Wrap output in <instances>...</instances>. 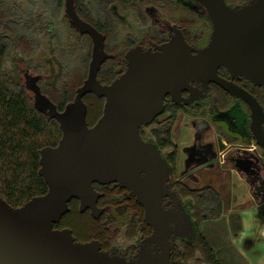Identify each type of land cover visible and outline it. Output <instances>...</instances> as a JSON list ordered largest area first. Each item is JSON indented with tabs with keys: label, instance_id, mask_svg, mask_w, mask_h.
Returning a JSON list of instances; mask_svg holds the SVG:
<instances>
[{
	"label": "flooded vegetation",
	"instance_id": "obj_1",
	"mask_svg": "<svg viewBox=\"0 0 264 264\" xmlns=\"http://www.w3.org/2000/svg\"><path fill=\"white\" fill-rule=\"evenodd\" d=\"M73 8L80 20L103 35L109 56L101 69L114 59L122 73L128 67L126 55L135 47L154 50L181 32L189 45L203 48L213 30V22L195 0H73ZM132 41L139 42L130 45ZM92 48L91 35L73 24L68 0H0V67H26L31 75H40L41 87L43 76L34 73L35 67H84L87 51L89 68ZM218 75L248 91L264 111L259 94L264 86L245 77L232 78L224 67ZM259 120L248 102L218 83L192 81L179 97L167 94L162 112L140 127L142 139L158 150L166 164L164 209H174L173 196H177L193 222L192 237H169L171 257L178 264H209L196 249L202 242L213 247L207 236L210 226L241 230L248 210L252 211L251 218L247 214L249 229L264 236V146L254 134ZM236 184L245 187L244 195L237 194ZM94 190L100 216L79 209L89 212L101 227L87 241L97 240L102 250L127 259L136 257L142 241L153 232L144 207L118 182H95ZM255 238L256 234L243 238L242 247L251 250ZM194 251L200 256L196 258ZM224 253L223 261L228 258Z\"/></svg>",
	"mask_w": 264,
	"mask_h": 264
},
{
	"label": "water",
	"instance_id": "obj_2",
	"mask_svg": "<svg viewBox=\"0 0 264 264\" xmlns=\"http://www.w3.org/2000/svg\"><path fill=\"white\" fill-rule=\"evenodd\" d=\"M195 1L213 22L205 47L189 45L181 32L154 50L135 47L126 55L125 72L103 84L98 72L109 56L103 35L80 20L73 0H68L73 24L92 37L88 74L74 100L60 111L42 92L40 75L25 72V86L34 94L35 108L59 122L62 136L56 146L40 150L39 174L48 187L44 195L20 207L0 196V264H178L171 257L169 237H192L193 222L172 193L175 208L164 209L166 164L158 150L142 139L140 127L162 112L167 94L179 97L192 81L216 82L242 97L251 105L253 115L260 116L254 134L264 146L261 104L248 91L218 75L224 67L232 78L241 76L264 86V0L236 6L226 0ZM89 93L105 99L102 116L93 126L86 119L84 96ZM95 182L125 185L144 207L153 232L142 241L136 257L127 259L104 251L97 240L77 241L70 228H54L70 211L73 199L79 201L81 212L90 209L94 217L100 216Z\"/></svg>",
	"mask_w": 264,
	"mask_h": 264
},
{
	"label": "trees",
	"instance_id": "obj_3",
	"mask_svg": "<svg viewBox=\"0 0 264 264\" xmlns=\"http://www.w3.org/2000/svg\"><path fill=\"white\" fill-rule=\"evenodd\" d=\"M226 1L236 6L250 0ZM137 42L132 41L130 45ZM89 59L90 52L84 51V67H40L39 73L44 75L42 92L57 105L58 110L62 111L74 100L77 88L87 77ZM107 63L98 73V79L103 84H108L123 71L119 61L113 59ZM259 94L264 103V92ZM32 96L33 93L22 85L19 71L15 69L8 73L5 67H0V196L13 207H20L47 192V184L39 174L40 150L56 146L62 136L59 122L39 112ZM84 101L88 109L87 122L93 126L102 116L105 99L89 93L84 96ZM69 207L70 211L54 228H71L75 239L82 242L99 233L101 227L98 222L89 212L79 211L77 199L71 200ZM200 238L197 233L196 239ZM196 250L207 263L223 264L212 246L202 242Z\"/></svg>",
	"mask_w": 264,
	"mask_h": 264
},
{
	"label": "rangeland",
	"instance_id": "obj_4",
	"mask_svg": "<svg viewBox=\"0 0 264 264\" xmlns=\"http://www.w3.org/2000/svg\"><path fill=\"white\" fill-rule=\"evenodd\" d=\"M25 68L26 67H5L8 73H10L13 70L15 71V69L19 71V79L22 85L26 87L25 78H24L26 72ZM36 68L37 71L34 69L35 70L34 73L40 74L39 71L41 70V68L40 67H36ZM42 76L44 75L42 74ZM235 190L238 195L239 194L244 195L246 192V189L242 184L238 185V187L236 184ZM251 212L252 211L248 210L243 215V225H242L243 228L241 230L228 229V227L223 224L220 227H217L216 225H213L212 227L210 226V230L207 232V236L211 244L215 248V251H217V255L220 257V255L225 252L224 253L226 254L225 257L228 256V258L226 259L224 258V261L221 259V261L224 264H264L263 233H259L258 231L255 230L254 231L250 230L248 225L246 224V221L248 220L247 214L250 213V218H251L252 216ZM233 218L235 217H232L231 220H233ZM221 220L217 222H221ZM250 234H256V238H255V245L251 248V250L248 249L249 250L248 251L244 249V247H242V242H243V238L245 239ZM230 238L233 239L232 242L229 241ZM199 256H200L199 253H197L196 258Z\"/></svg>",
	"mask_w": 264,
	"mask_h": 264
}]
</instances>
